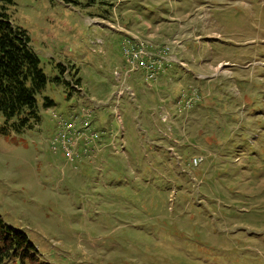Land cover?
I'll return each mask as SVG.
<instances>
[{
  "label": "rangeland",
  "instance_id": "1",
  "mask_svg": "<svg viewBox=\"0 0 264 264\" xmlns=\"http://www.w3.org/2000/svg\"><path fill=\"white\" fill-rule=\"evenodd\" d=\"M0 11L52 80L40 123L0 137V217L42 264H264V0H0ZM125 32L170 45L177 63L156 81L125 78ZM83 110L100 147L70 161L53 150V116Z\"/></svg>",
  "mask_w": 264,
  "mask_h": 264
},
{
  "label": "trees",
  "instance_id": "2",
  "mask_svg": "<svg viewBox=\"0 0 264 264\" xmlns=\"http://www.w3.org/2000/svg\"><path fill=\"white\" fill-rule=\"evenodd\" d=\"M51 82L32 51L26 32L14 26L0 11V137L20 135L40 123L41 111L54 106L51 99L44 97ZM53 82L78 92L69 81L56 78ZM79 83L75 82L77 86ZM70 96L71 93L67 94V99ZM34 252L27 236L8 226L0 217V262L20 255L22 261L27 259L30 264H42Z\"/></svg>",
  "mask_w": 264,
  "mask_h": 264
},
{
  "label": "built area",
  "instance_id": "3",
  "mask_svg": "<svg viewBox=\"0 0 264 264\" xmlns=\"http://www.w3.org/2000/svg\"><path fill=\"white\" fill-rule=\"evenodd\" d=\"M125 36L123 42V56L127 64L124 72L125 78H129L134 72H140L146 81H156L160 76L166 74L174 63H177L170 45L155 44L133 36L129 32H125ZM115 75L117 78H123L122 73L115 72ZM71 84L73 89L82 94L80 86H77L75 82ZM121 88L118 99L124 94V85ZM183 97L185 96L183 95ZM194 100L197 98L188 99L185 107H191ZM96 106L97 104L94 102V107ZM88 112L89 110H83L81 115L78 113L80 117L74 120L56 114L53 116L59 128L56 138L52 142L53 150H62L70 161L79 160L82 156L88 157L89 152L98 151L100 147L101 137L91 127ZM78 121H83V129L76 128Z\"/></svg>",
  "mask_w": 264,
  "mask_h": 264
},
{
  "label": "crops",
  "instance_id": "4",
  "mask_svg": "<svg viewBox=\"0 0 264 264\" xmlns=\"http://www.w3.org/2000/svg\"><path fill=\"white\" fill-rule=\"evenodd\" d=\"M147 38H149L148 40H153V36H148ZM117 80H118V82H121V87H122V85H123V82H122V78L121 77H119V78H117Z\"/></svg>",
  "mask_w": 264,
  "mask_h": 264
}]
</instances>
